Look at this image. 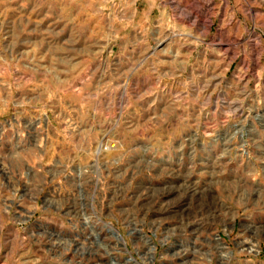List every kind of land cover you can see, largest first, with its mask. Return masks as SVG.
Returning <instances> with one entry per match:
<instances>
[{
    "label": "rangeland",
    "instance_id": "1",
    "mask_svg": "<svg viewBox=\"0 0 264 264\" xmlns=\"http://www.w3.org/2000/svg\"><path fill=\"white\" fill-rule=\"evenodd\" d=\"M0 264H264V0H0Z\"/></svg>",
    "mask_w": 264,
    "mask_h": 264
},
{
    "label": "bare ground",
    "instance_id": "2",
    "mask_svg": "<svg viewBox=\"0 0 264 264\" xmlns=\"http://www.w3.org/2000/svg\"><path fill=\"white\" fill-rule=\"evenodd\" d=\"M245 246L248 247L247 249H248L249 252L257 251L256 249L258 248V246H257V248H254V247H256L255 244H252L249 241H243L241 243V247H242L241 252L246 250Z\"/></svg>",
    "mask_w": 264,
    "mask_h": 264
}]
</instances>
